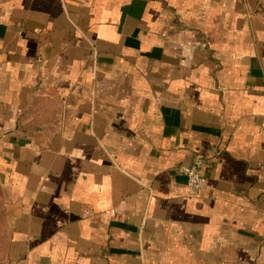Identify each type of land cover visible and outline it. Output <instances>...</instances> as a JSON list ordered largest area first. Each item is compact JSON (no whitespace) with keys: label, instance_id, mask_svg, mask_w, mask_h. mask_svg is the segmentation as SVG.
<instances>
[{"label":"crops","instance_id":"0c3cea01","mask_svg":"<svg viewBox=\"0 0 264 264\" xmlns=\"http://www.w3.org/2000/svg\"><path fill=\"white\" fill-rule=\"evenodd\" d=\"M0 264H264V0H0Z\"/></svg>","mask_w":264,"mask_h":264},{"label":"built area","instance_id":"2783aa9c","mask_svg":"<svg viewBox=\"0 0 264 264\" xmlns=\"http://www.w3.org/2000/svg\"><path fill=\"white\" fill-rule=\"evenodd\" d=\"M205 164L203 157H197L192 164L182 168L187 177V192L190 195H198L208 185V179L203 173Z\"/></svg>","mask_w":264,"mask_h":264}]
</instances>
